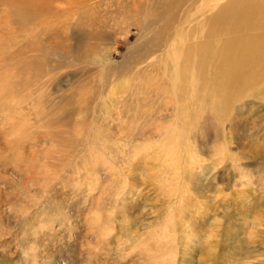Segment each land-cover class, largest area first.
I'll list each match as a JSON object with an SVG mask.
<instances>
[{
  "label": "rangeland",
  "instance_id": "1",
  "mask_svg": "<svg viewBox=\"0 0 264 264\" xmlns=\"http://www.w3.org/2000/svg\"><path fill=\"white\" fill-rule=\"evenodd\" d=\"M100 1L86 14L97 2L125 25L89 40L79 16L35 56L0 5V264H264V74L227 91L218 129L182 130L191 152L157 66L129 62L148 38L140 0Z\"/></svg>",
  "mask_w": 264,
  "mask_h": 264
},
{
  "label": "bare ground",
  "instance_id": "2",
  "mask_svg": "<svg viewBox=\"0 0 264 264\" xmlns=\"http://www.w3.org/2000/svg\"><path fill=\"white\" fill-rule=\"evenodd\" d=\"M53 1L62 6L54 9ZM88 1L90 0H0V5L5 4L6 16L19 17L17 22L21 24L20 50L35 56L41 52L40 43L46 36L58 37L60 32L67 31L72 35L75 31L73 29L77 30L78 21L82 20L79 16L86 14L84 10H87L85 8ZM94 3L96 6H91L97 9L86 14L89 16L87 26L92 29L83 30L81 35L85 39L100 41L99 39L107 35L102 27H112L107 21L112 20L116 25L124 24L125 21L99 10L100 4ZM139 3L141 6L139 5L138 14L141 20H136L134 25L139 34L148 38L139 46V54L129 62L141 64L146 61L147 65L157 66L149 77L156 78L157 83L164 79L161 82V93L166 92L172 99L164 106H170L177 123L180 119L178 112L182 115L181 125L175 131V142L178 143L179 140L181 143L182 138H185L182 130L191 133L193 128L199 130L208 126L207 123L218 129L213 119L225 122L227 114L232 113L231 104L238 99L233 94H227V91L234 86H243L245 91L254 88L258 86V77L264 74V0H140ZM93 11L97 13L93 14ZM92 17L98 18L94 20ZM48 30L55 32L50 35ZM58 53L56 59L64 60ZM29 58L22 62L29 63ZM98 60L92 59L90 63L102 67L105 63ZM93 95L98 98L97 93L93 92ZM218 125L221 127V124ZM178 132L179 138L176 136ZM164 134L162 141L167 136L173 139L172 132ZM12 136L14 137L13 134ZM187 143L192 152L190 141Z\"/></svg>",
  "mask_w": 264,
  "mask_h": 264
}]
</instances>
